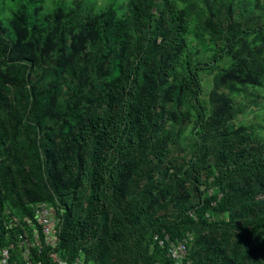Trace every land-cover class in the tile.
<instances>
[{"label": "trees", "instance_id": "obj_1", "mask_svg": "<svg viewBox=\"0 0 264 264\" xmlns=\"http://www.w3.org/2000/svg\"><path fill=\"white\" fill-rule=\"evenodd\" d=\"M263 100L264 0H0V218L46 244L48 203L66 264H264Z\"/></svg>", "mask_w": 264, "mask_h": 264}, {"label": "built area", "instance_id": "obj_2", "mask_svg": "<svg viewBox=\"0 0 264 264\" xmlns=\"http://www.w3.org/2000/svg\"><path fill=\"white\" fill-rule=\"evenodd\" d=\"M37 222L42 226V233L45 238L46 244L42 243L40 230L30 218H22L11 212L9 208H6L1 222L4 225L6 237L9 238L13 235V241L8 242L5 245H0V264H42L39 259H34V249H38V255L41 250L47 245V252L53 261L66 264L62 259L60 253L56 251L58 245V229L56 221V212L44 202L40 204L37 212ZM28 222V226L25 225ZM0 228V237L3 233ZM159 240L160 245H167L168 256L174 260V264H191L192 261L188 259L189 256V244L193 240L192 235H188L183 240L171 241L169 236L166 239H160L155 236V240ZM77 264H79L77 262Z\"/></svg>", "mask_w": 264, "mask_h": 264}, {"label": "rangeland", "instance_id": "obj_3", "mask_svg": "<svg viewBox=\"0 0 264 264\" xmlns=\"http://www.w3.org/2000/svg\"><path fill=\"white\" fill-rule=\"evenodd\" d=\"M258 107L252 108L246 116H243L242 119L247 120L248 123H261L264 118V100L261 105Z\"/></svg>", "mask_w": 264, "mask_h": 264}, {"label": "clouds", "instance_id": "obj_4", "mask_svg": "<svg viewBox=\"0 0 264 264\" xmlns=\"http://www.w3.org/2000/svg\"><path fill=\"white\" fill-rule=\"evenodd\" d=\"M188 236V235H187ZM186 237L182 238V239H178V240H183L185 239ZM191 243V242H190ZM190 245V244H189ZM164 247V246H163ZM168 249V248H167ZM189 257V256H188ZM171 258V257H170ZM172 259V258H171ZM174 261V260H173Z\"/></svg>", "mask_w": 264, "mask_h": 264}]
</instances>
